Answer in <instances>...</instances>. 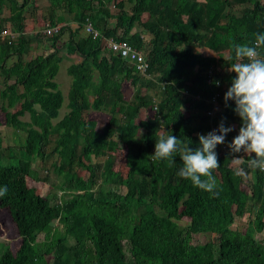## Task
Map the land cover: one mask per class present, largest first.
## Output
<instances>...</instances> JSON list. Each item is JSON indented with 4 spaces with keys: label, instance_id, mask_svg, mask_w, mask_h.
I'll list each match as a JSON object with an SVG mask.
<instances>
[{
    "label": "trees",
    "instance_id": "1",
    "mask_svg": "<svg viewBox=\"0 0 264 264\" xmlns=\"http://www.w3.org/2000/svg\"><path fill=\"white\" fill-rule=\"evenodd\" d=\"M48 1L45 21L60 28L49 38L50 52L27 61L36 36L24 35V14L34 0H0V34L4 22L18 34L15 40L0 38V73L6 71L0 106L16 135L15 146L5 148L0 134V160L11 163L0 164V187L8 190L0 196V210L10 215L21 240L16 251L3 252L0 264H264V240L258 238L264 232V172L233 163L243 153L229 155L226 145L242 121L234 102H224L235 78L228 71L236 62L233 45L250 44L254 33H264V0ZM6 2L10 17L4 21ZM89 23L101 37L86 32ZM138 27L143 31L133 33ZM102 35L142 52L147 73L108 50ZM203 50L212 55L204 57ZM73 55L82 61L67 70L69 113L56 122L64 97L55 79ZM11 58L16 60L8 65ZM143 110L152 115L142 119ZM91 111L108 114L102 132ZM26 116L29 121L22 120ZM222 120L234 131L216 149L214 194L177 176L178 153L175 163L149 158L157 132L172 133L182 147L195 149L199 135ZM84 157L97 160L84 167L86 179L78 173ZM46 168L57 176L53 186L60 200L29 186L30 179L48 181L39 176ZM241 168L246 175L236 174ZM245 216L253 233L233 228ZM202 236L214 239L195 243Z\"/></svg>",
    "mask_w": 264,
    "mask_h": 264
},
{
    "label": "clouds",
    "instance_id": "2",
    "mask_svg": "<svg viewBox=\"0 0 264 264\" xmlns=\"http://www.w3.org/2000/svg\"><path fill=\"white\" fill-rule=\"evenodd\" d=\"M60 28V27H59ZM235 63L230 65L229 72L235 74L224 96L225 107L229 101L234 102V112L242 121L239 134L226 146L233 156L234 164H247L248 169L264 172V33H254L250 44L233 45ZM218 86V82H217ZM160 129L163 132L162 124ZM234 131L226 127L222 120L217 129L207 135H199V146H181V140L172 133L160 135L156 139L155 153L149 158L153 161L175 163L174 156L182 160V167L177 176L189 180L194 187L214 194L217 187L213 171L220 165L218 162V145H224L227 135ZM251 156L250 159H246ZM237 175H246L239 169ZM7 186L0 187V196L7 194Z\"/></svg>",
    "mask_w": 264,
    "mask_h": 264
},
{
    "label": "rangeland",
    "instance_id": "3",
    "mask_svg": "<svg viewBox=\"0 0 264 264\" xmlns=\"http://www.w3.org/2000/svg\"><path fill=\"white\" fill-rule=\"evenodd\" d=\"M131 8H132L131 5H127L126 11H128V13H130ZM110 11L113 13L118 12V10L113 9V8ZM110 22L107 24L108 25H115L114 21L111 23ZM136 31H143V30H142V28L138 27L137 29H135L133 31V33ZM146 41L148 42V38L146 39ZM202 53H203L204 57H210L212 55V53H210V51L203 50ZM217 56H219V55L217 54ZM221 56L224 58H227L228 53L223 51V52H221ZM71 65H72L71 60L63 61L60 65L59 74H58L57 78L55 79V81L59 85V90L62 92L63 97H64V104H63L62 109L60 110V115H59V118L56 120V122L62 120L69 113V108H68L69 93H70V89H71V85H72V78L68 75L67 70H68V67ZM151 91L155 93L154 89H152ZM17 110H18V107L16 109H14L13 111L15 112ZM148 115H152V112L143 110L140 117L142 119H145V117H147ZM89 116H90V118L94 119L98 123L97 129L100 132H102L106 126V122H107L108 117H109L108 114L91 111V112H89ZM22 120L29 121V116L22 118ZM0 123H1L0 134H1V138H2L3 143H4V147L5 148H7V146H13L14 147L15 145H14L13 141L16 139V135L14 134L13 130L6 125L5 114L2 112L1 106H0ZM229 153H230V151L228 150V154ZM104 160H106V159H104ZM53 161L54 160L49 161L48 167L51 165V162H53ZM96 161H97L96 158L84 157V160H83L84 163L81 167H79L80 169L78 171L81 178L86 179L88 177L87 170L84 167H86L87 165H90L91 163H94V162L96 163ZM12 163H15V162H12ZM0 164L1 165H8L11 163L2 158V160H0ZM235 165H237V164H235ZM117 166L123 172V174L126 176L127 175V170H126L127 168L124 166V163L122 162L121 157H119V160L117 162ZM43 170H41L39 172L40 179L41 178L44 179L46 176H48V181L47 182L44 181V183H43V182H35L34 180L30 179L29 180V186L32 189L36 190L37 193H39L41 195H45V196L58 195L59 200H60L63 197V195L57 189H54V186H53V184L56 182L57 176L55 175V173L48 171L47 168L43 169ZM242 188L246 192H250V189H251V187L249 185H243ZM249 218L250 217L245 216L244 219H237L233 228L234 229H241L243 232L246 231L247 233H253L252 228L249 229V227H248ZM258 238L264 240V232L261 235H258ZM212 239H214V237L202 236V237L197 238L195 243H202L203 244V243L212 241ZM20 243H21V240L16 236V232H15V229H14V226L12 223V219L10 218V215L4 210H0V256L7 249H10L12 251H16L19 248Z\"/></svg>",
    "mask_w": 264,
    "mask_h": 264
},
{
    "label": "crops",
    "instance_id": "4",
    "mask_svg": "<svg viewBox=\"0 0 264 264\" xmlns=\"http://www.w3.org/2000/svg\"><path fill=\"white\" fill-rule=\"evenodd\" d=\"M48 7H49L48 0H34L33 7L31 6V8H29L24 14L25 16L24 35L31 37L36 36L35 40L32 43V46L30 47L29 54L25 56V60L27 61H31L36 56L48 54L51 50V43L49 42V38L51 36H48L46 34L49 24L47 21H45L46 20L45 15L46 12H48ZM9 17H10V9L8 8V4L6 2V6H3L2 18L5 21ZM109 26L114 27V25H109ZM4 27L5 29L11 30V25L8 22H4ZM67 39H68V35L63 37V40L60 41L57 45L58 48H60L61 44H63V42H65ZM15 60H16L15 58L9 59L8 65H11ZM66 60H71L72 64H79L82 61V58L79 55H73L68 57V59ZM5 74L6 71H2L0 73V78H2V75L4 76Z\"/></svg>",
    "mask_w": 264,
    "mask_h": 264
},
{
    "label": "built area",
    "instance_id": "5",
    "mask_svg": "<svg viewBox=\"0 0 264 264\" xmlns=\"http://www.w3.org/2000/svg\"><path fill=\"white\" fill-rule=\"evenodd\" d=\"M59 30V27L53 28L48 27L46 34L48 36H52L55 33H57ZM86 32L88 34L93 35L94 38L101 37V31L96 30L91 23L87 24L86 26ZM18 37L17 33H13L11 30L5 29L0 34L1 39H10L15 40ZM102 41L105 45V47L110 50L113 54L119 55L123 58L130 59L131 63H137V69L145 75L147 73V70L149 69V65L146 61L145 55L138 51L136 48H134L132 45H130L127 41L121 40V39H114V38H106L102 35ZM212 74V73H210ZM214 104H217L216 98L214 99ZM210 115H213V112L210 113Z\"/></svg>",
    "mask_w": 264,
    "mask_h": 264
}]
</instances>
